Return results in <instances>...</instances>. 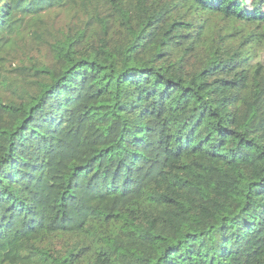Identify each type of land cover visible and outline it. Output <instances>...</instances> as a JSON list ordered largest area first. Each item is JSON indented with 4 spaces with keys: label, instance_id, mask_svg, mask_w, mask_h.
Listing matches in <instances>:
<instances>
[{
    "label": "trees",
    "instance_id": "16d2710c",
    "mask_svg": "<svg viewBox=\"0 0 264 264\" xmlns=\"http://www.w3.org/2000/svg\"><path fill=\"white\" fill-rule=\"evenodd\" d=\"M0 0V264H264V0Z\"/></svg>",
    "mask_w": 264,
    "mask_h": 264
},
{
    "label": "rangeland",
    "instance_id": "374dc122",
    "mask_svg": "<svg viewBox=\"0 0 264 264\" xmlns=\"http://www.w3.org/2000/svg\"><path fill=\"white\" fill-rule=\"evenodd\" d=\"M248 4L247 5H251L252 3H256L258 4L259 6H263V3H259L258 0H247ZM258 53H261L264 55V47L260 49V51H258Z\"/></svg>",
    "mask_w": 264,
    "mask_h": 264
}]
</instances>
